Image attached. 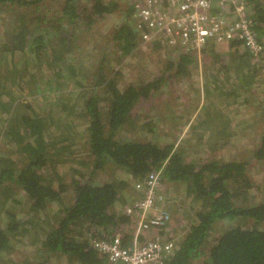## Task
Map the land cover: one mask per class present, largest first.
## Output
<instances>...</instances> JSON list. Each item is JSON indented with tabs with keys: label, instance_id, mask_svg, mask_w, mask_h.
Segmentation results:
<instances>
[{
	"label": "trees",
	"instance_id": "trees-1",
	"mask_svg": "<svg viewBox=\"0 0 264 264\" xmlns=\"http://www.w3.org/2000/svg\"><path fill=\"white\" fill-rule=\"evenodd\" d=\"M244 2L264 46V4ZM44 3L0 0V264H16L12 257L24 241L36 251L22 264H108L94 240L120 234L132 246L135 231L124 210L144 195L136 184L160 170L165 187L158 203L180 201L187 222L168 264H264V188L249 168L264 161V130L248 161L188 160L176 133L233 136L230 105L255 98L264 83V50L255 56L241 40L229 44L227 57L212 50L219 58L212 67L221 70L205 75L197 113H170L168 123L153 98L173 78L169 71L189 75L195 56L180 53L161 76L123 86L118 69L94 73L86 66L79 39L80 30L97 29L118 5L61 0L62 10H54ZM135 27L115 29V42L106 46L119 63L140 45ZM220 88L234 98L227 107L214 95ZM259 114L264 123V101ZM225 138L223 145L230 143Z\"/></svg>",
	"mask_w": 264,
	"mask_h": 264
},
{
	"label": "rangeland",
	"instance_id": "rangeland-1",
	"mask_svg": "<svg viewBox=\"0 0 264 264\" xmlns=\"http://www.w3.org/2000/svg\"><path fill=\"white\" fill-rule=\"evenodd\" d=\"M110 1L112 2V7L115 8L116 6L114 5L118 6L117 8H115V11H113L105 19H99L103 20V23H101V25H99L97 29L93 31H87L88 28L87 26H85V31L80 30L82 31L83 35H80L79 39H81V42L83 44L82 46H84V49L86 50V66H88L89 69L93 70L94 73H96L97 71H101V68L104 71L108 70L109 67L114 70L118 69L121 73V75H118V79L123 83V86L138 82L139 80H151L161 76L162 72H164L165 64H167L168 60L178 61L179 59V53L167 46L161 45V47L157 49L153 48V45L155 43H153L152 45L142 46L139 39L140 45H138L136 50H134L133 55L124 56L123 63L118 62V59L120 57L119 54L118 56H114V58H112L115 52L114 50H108L106 46L115 42V29L119 32L121 27L125 24L136 26L135 28L139 29L138 14L140 11L141 0ZM258 1L264 4V0ZM45 4H47L54 10H62L61 0H45L44 5ZM222 12L226 11L223 10ZM222 12L220 11L218 13L221 14ZM226 16H228L230 19H233L237 23L238 20L234 17L233 14L230 15L229 13H227ZM92 43L94 44L92 45ZM211 44L213 48L210 45L211 47H209V49H216V55L218 54L222 55L223 57H227L226 55H224V53H220L218 51V48L222 50V47L227 45H220L219 43L214 42ZM107 58H112V62L108 63L106 66L104 65L103 67H101L103 63H106ZM218 59L219 58H217L216 56H203L200 62L196 60L198 63L196 62L195 66L190 67L191 72L189 75L186 74L185 76L175 77L174 75L176 74L173 71L168 72V74H170L173 78L165 81L163 85L164 87L161 89V91H157V94L159 95L153 98L156 105H160L159 103H162V105H160L161 107L159 108L160 110H163L164 118L169 119L168 123L173 121V118L171 116L173 112L177 115H183L187 113V117L188 115L192 116L197 113V102L199 100L198 96L200 95L201 87L204 84L205 75L208 76V74L216 71L219 72L218 70H221L218 65H215V69H213L214 67H212L214 66V64H217ZM257 62H259V60ZM117 64L118 67L115 68ZM165 74L167 75V73ZM94 82H97L96 79L92 80V83ZM94 89L95 92L97 91L96 93H100L99 88ZM172 90L174 91L173 95L171 93ZM26 92L27 91L25 90L23 94H26ZM223 92H226V90H224V88H220L218 92H214V95L218 98H221V107H227L225 105L227 103V100H233L234 98L227 99L226 95L223 94ZM177 95H180V97L175 99ZM214 95L212 96L215 97ZM254 96L255 98L248 105H239L237 103H235L233 106L230 105L229 110H231L229 111L228 115L229 118L232 119V123L235 126L233 136L229 137L228 133H230V131L227 132L225 130L221 136H218V132L213 130V133L211 135H204L203 139L189 137L187 134H185L186 129L176 132L177 136H179L178 141L176 140L178 143L177 146H181L187 151L188 160L192 159L193 161H199L201 160V158L222 161L250 160L251 151L257 146V143L259 142L258 139L261 137V134L264 130V123L259 114L260 104H262L264 101V83L255 87ZM150 102L152 105V100H150ZM166 103H170L172 107H177L173 109L167 108ZM164 107L166 108V112ZM187 108L191 109V112L193 111L194 113H188ZM217 122H219V120H217ZM167 127L168 126H164L161 128L159 136H164V132L169 129ZM174 136L176 135L174 134ZM221 138H230V143L223 145V142L220 140ZM173 139L174 138L172 137V140ZM251 167L253 168L251 174L255 179L259 181V183H261V186L264 188V161L259 164L256 161H253L249 168L251 169ZM164 187L165 185L162 188ZM181 206L182 203L177 200L158 203V210L167 209L171 213V222L168 227L163 230L166 232L168 237L173 239H176L179 235L182 236L186 228L187 222L183 218L184 215H182L183 210ZM134 227V224H131L129 226V228L131 229H133ZM163 230L161 232H163ZM35 251V245H31L30 242L24 241L22 244L18 245L12 258L17 259L16 264H22L23 261L32 259ZM204 261L205 257L203 258L202 262ZM55 263L59 264L58 261H55Z\"/></svg>",
	"mask_w": 264,
	"mask_h": 264
},
{
	"label": "built area",
	"instance_id": "built-area-1",
	"mask_svg": "<svg viewBox=\"0 0 264 264\" xmlns=\"http://www.w3.org/2000/svg\"><path fill=\"white\" fill-rule=\"evenodd\" d=\"M227 13L233 14L237 23ZM249 13L244 0H141L139 39L142 46L161 42L179 54L195 56L199 62L213 42L229 46L232 41L241 40L243 46L258 56L264 46L258 40ZM163 178L160 170L136 184L144 195L124 210L135 225L130 248L124 246L120 234L108 240H94L108 264H168L175 240L164 231L171 222V213L157 209L161 200L157 191ZM142 233L146 236L144 242L137 239Z\"/></svg>",
	"mask_w": 264,
	"mask_h": 264
},
{
	"label": "crops",
	"instance_id": "crops-1",
	"mask_svg": "<svg viewBox=\"0 0 264 264\" xmlns=\"http://www.w3.org/2000/svg\"><path fill=\"white\" fill-rule=\"evenodd\" d=\"M221 47H222V46H221ZM230 48H231L230 46H224V47H222V50H220V49L218 48V51H219L220 53H224V55H228V54H230V53L233 51V50H231ZM214 51H216V49H214ZM207 55H210L211 57H212V56H215L214 53L212 52V50L209 51V53H208ZM207 55H206V57H207Z\"/></svg>",
	"mask_w": 264,
	"mask_h": 264
}]
</instances>
